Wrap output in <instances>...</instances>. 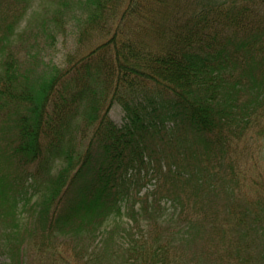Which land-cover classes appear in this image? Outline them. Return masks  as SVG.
I'll return each instance as SVG.
<instances>
[{
    "label": "trees",
    "instance_id": "trees-1",
    "mask_svg": "<svg viewBox=\"0 0 264 264\" xmlns=\"http://www.w3.org/2000/svg\"><path fill=\"white\" fill-rule=\"evenodd\" d=\"M118 1H72L87 24L111 17L107 51L30 82L23 74L16 94L5 72L11 135L0 132L1 157L15 171L0 170V220L11 226L2 255L8 264H264V176L231 153L264 120V0H188L172 23L175 0H129L120 12ZM146 1L168 7L155 25L140 15ZM109 93L121 125L99 114ZM78 118L95 123L94 148L70 156Z\"/></svg>",
    "mask_w": 264,
    "mask_h": 264
},
{
    "label": "rangeland",
    "instance_id": "rangeland-1",
    "mask_svg": "<svg viewBox=\"0 0 264 264\" xmlns=\"http://www.w3.org/2000/svg\"><path fill=\"white\" fill-rule=\"evenodd\" d=\"M72 1L0 0V89L8 67L10 73L14 72L15 79L11 85L13 88L11 91H7L16 94L20 91L18 89L20 87L19 80H24L23 74L31 77L28 78L30 82L34 76L41 75L43 72L54 74L56 69L65 70L90 51L97 49L98 54L107 51L108 45L105 43L110 40L112 32L115 30L111 17L104 13L100 20L87 24L85 14L80 9L77 10L75 2ZM64 2L69 5H65ZM187 3L188 0L173 1L168 10L170 15H166L168 7H162L151 1H146L144 7L139 8V11L144 18L146 14L147 16L149 13L151 14L154 22H151V25H155L161 15L170 17L169 21L172 23L177 18L176 15L184 12ZM128 5L129 0H119L116 9L120 12ZM57 16L61 17L55 22ZM261 40L264 41V36ZM16 83L18 84L15 85ZM97 89L103 90L106 87L100 85ZM109 99H111L110 93L104 98H100L97 105L99 114L105 111L114 123L121 125L123 123L122 109L118 103L113 101L110 103ZM77 123L79 126L74 134V142L71 144H74V147L69 151L70 156H83L87 146L94 148L95 141L91 144V139L95 123L80 118L77 119ZM8 127L5 114L0 110V132L5 131V134L10 136ZM8 143L9 139L0 135V170L13 172L15 170H9L8 165L1 157V148ZM231 153L238 158L241 164H246L245 168H248L250 173L264 176V120L259 127L251 128L248 134L231 148ZM251 157L256 162L250 159ZM252 161L256 163L255 167H251ZM150 186L151 184H148V187ZM144 191L145 189L142 190V193ZM25 214L27 213H23L22 224L20 223L21 215L18 220L20 230L26 220ZM9 229L11 226L5 225L0 220V244H3L1 235ZM54 240L57 248L62 251H67L65 248L70 247L65 245L68 242L64 241V238L53 239V242ZM2 250L0 248V264H8V259L4 254L2 255ZM34 254L36 253L34 252ZM25 263L28 264L27 259Z\"/></svg>",
    "mask_w": 264,
    "mask_h": 264
}]
</instances>
